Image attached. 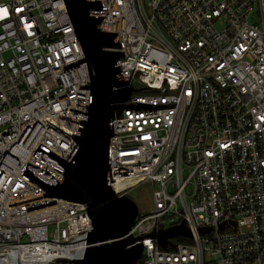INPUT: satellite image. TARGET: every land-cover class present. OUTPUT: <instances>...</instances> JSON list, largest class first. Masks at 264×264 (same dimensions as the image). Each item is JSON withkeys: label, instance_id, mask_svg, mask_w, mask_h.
I'll return each instance as SVG.
<instances>
[{"label": "built area", "instance_id": "obj_1", "mask_svg": "<svg viewBox=\"0 0 264 264\" xmlns=\"http://www.w3.org/2000/svg\"><path fill=\"white\" fill-rule=\"evenodd\" d=\"M113 34L128 99L107 186L152 187L136 264H264V0H86ZM63 0H0V264H81L86 204L61 183L91 104ZM183 224L190 238L152 235Z\"/></svg>", "mask_w": 264, "mask_h": 264}, {"label": "water", "instance_id": "obj_2", "mask_svg": "<svg viewBox=\"0 0 264 264\" xmlns=\"http://www.w3.org/2000/svg\"><path fill=\"white\" fill-rule=\"evenodd\" d=\"M82 49L89 73L91 104L87 121L77 142V150L68 161L56 162L63 174L61 183L46 185V195L86 204L92 221L87 249L81 264H136L143 248L139 239L128 236L138 209L127 196H116L107 186L109 174L107 142L112 136L110 123L123 109L132 92L122 88L116 62L121 54L113 34L99 31L100 19L89 17L97 3L86 0H63ZM161 246L176 236L190 238L185 226L170 228L152 235Z\"/></svg>", "mask_w": 264, "mask_h": 264}, {"label": "rangeland", "instance_id": "obj_3", "mask_svg": "<svg viewBox=\"0 0 264 264\" xmlns=\"http://www.w3.org/2000/svg\"><path fill=\"white\" fill-rule=\"evenodd\" d=\"M152 187L150 184H140L130 190L128 197L135 203L139 212L152 209Z\"/></svg>", "mask_w": 264, "mask_h": 264}]
</instances>
